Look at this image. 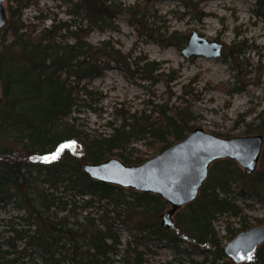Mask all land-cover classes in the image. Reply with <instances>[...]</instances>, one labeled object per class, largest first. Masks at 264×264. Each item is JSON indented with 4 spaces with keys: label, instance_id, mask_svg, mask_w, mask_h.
I'll list each match as a JSON object with an SVG mask.
<instances>
[{
    "label": "trees",
    "instance_id": "trees-1",
    "mask_svg": "<svg viewBox=\"0 0 264 264\" xmlns=\"http://www.w3.org/2000/svg\"><path fill=\"white\" fill-rule=\"evenodd\" d=\"M9 1L15 3L9 7L10 18L4 27L9 39L0 37V78L4 84L0 139L19 148L16 152L0 149V203L22 210L19 217L27 226L10 229L13 235L5 241L8 248L0 249V264H28L23 255L29 256L26 261L34 262L32 254L26 253L32 248L39 251L42 264H142V259L132 258L129 243L120 254L117 230L121 225L158 241L177 244L185 239L213 255L209 263L204 258L192 264H218L227 257L213 222L226 214L237 218L239 230L246 228L247 215L230 195L234 190L264 205V145L259 170L250 174L233 160L214 161L198 196L175 212V228L161 227L158 216L168 204L159 195L94 180L82 164L115 156L137 165L186 137L194 128L190 124L194 116L184 94L175 96L174 101L148 100V106L140 110L114 104L105 132L87 133L76 127L73 114L95 110L92 101L102 98L91 82L112 67L131 77L137 73L139 80L152 85L163 81L168 88L179 77L177 71L166 70L144 55L123 53L112 39L96 44L86 40L94 29L115 27L121 7L114 0H66L70 18H53L42 27L21 20V10L31 3L29 0ZM253 11L264 20V0H257ZM195 15L198 21L205 16L203 12ZM36 17L48 18L41 12ZM147 34L177 47L186 39L166 29L161 34L150 29ZM243 44L239 41L229 46L225 61L237 63ZM233 77L227 91L230 96L249 84L244 73ZM253 119L257 123L254 128L248 123L247 132L264 135V109ZM65 144L70 146L51 159ZM256 219L264 224V216ZM226 230L232 231L229 226ZM15 239L23 240L22 248H17ZM249 259L247 264H264V242ZM229 263L226 260L223 264Z\"/></svg>",
    "mask_w": 264,
    "mask_h": 264
},
{
    "label": "rangeland",
    "instance_id": "rangeland-1",
    "mask_svg": "<svg viewBox=\"0 0 264 264\" xmlns=\"http://www.w3.org/2000/svg\"><path fill=\"white\" fill-rule=\"evenodd\" d=\"M29 1L31 3L21 10V20L25 24L42 27L49 25L53 18L56 20L70 18L66 13L69 8L66 0ZM114 1L121 7V13L113 23L115 27L104 28V31L94 29L86 40L96 44L104 39H112L123 53H130L132 56L144 55L148 59L156 60L166 70H176L179 77L168 88L163 81L152 85L149 81L139 80L137 73L131 77L123 69L112 67L106 70L103 76L92 80L91 87L101 92L102 100L94 98L92 101L94 111L84 109L81 113L73 114L77 117L76 127L87 133L105 132L107 129L104 124L112 118L111 106L114 104L121 103L133 111L148 106V100L157 103L169 99L174 101L175 96L184 94V98L190 102L194 116L190 124L194 127H201L223 137L259 134L247 132V124L251 122V128H254L257 123V120L253 119L254 116L264 109V20L253 11L257 0ZM184 2L191 6L186 7ZM3 3L9 20V7L15 3L9 0H4ZM40 12L47 14L48 18L45 20L37 18ZM133 12L137 14L134 15ZM198 12L205 14L200 21L195 17ZM150 29H154L156 34H161L165 29L167 33L176 31L186 39L192 30H196L208 40L222 42L223 52L218 58L202 56L185 58L180 49L186 39L181 47L167 44L165 41L158 42L148 36ZM0 37L9 39L8 31L1 29ZM239 41L244 43L243 53L239 55L237 63L230 64L225 61L224 53L229 46ZM243 73L249 82L247 87L232 96L228 95L227 91L235 80L233 76H241ZM3 93L4 84L0 78L1 100ZM136 147L142 151L147 150L140 144H136ZM18 148L19 146L0 139L1 150L16 152ZM208 173L210 174L209 170ZM230 195L247 215V226L244 230L256 225L264 226L256 219L264 216V205L257 198L239 195L235 190ZM167 208L169 205L162 209L158 217ZM22 214L23 211L13 204L0 203V249L8 248V242L5 241L13 235L11 228L20 229L27 226L19 217ZM175 218L174 214V222ZM213 225L218 235L222 237V245L243 231L239 230L241 224L237 218L228 217L226 214L217 216ZM226 226L232 231L228 232ZM117 232L121 242L120 254H123L129 243L132 258L142 259V264H192V261L200 262L204 258H207L206 263H209L213 258L211 252H203L185 239L178 241L177 244L166 240L158 241L148 237L145 232L126 225H121ZM13 242L18 249L24 245L20 239ZM26 253L32 254L30 257L35 261L28 262L26 260L29 256L23 255L24 262L42 264L38 250L28 249ZM226 260L230 261L229 264H235L228 257L216 263L223 264ZM132 261L133 259H130V262ZM248 262L250 263V259L239 264Z\"/></svg>",
    "mask_w": 264,
    "mask_h": 264
},
{
    "label": "water",
    "instance_id": "water-1",
    "mask_svg": "<svg viewBox=\"0 0 264 264\" xmlns=\"http://www.w3.org/2000/svg\"><path fill=\"white\" fill-rule=\"evenodd\" d=\"M3 1L0 0V29L8 21ZM223 48L222 42L208 40L192 30L180 53L185 58H218ZM263 145L264 137L261 134L223 137L194 127L186 137L140 164L130 165L118 157H109L100 162L86 161L82 169L94 180L159 195L169 205L160 214L159 223L161 227L173 230V215L198 196L214 161L224 158L233 160L244 173L250 174L258 166ZM263 242L264 226L256 225L227 241L223 251L233 263L239 264L249 259Z\"/></svg>",
    "mask_w": 264,
    "mask_h": 264
},
{
    "label": "snow or ice",
    "instance_id": "snow-or-ice-1",
    "mask_svg": "<svg viewBox=\"0 0 264 264\" xmlns=\"http://www.w3.org/2000/svg\"><path fill=\"white\" fill-rule=\"evenodd\" d=\"M69 146L70 145H68V144L62 145L61 148L57 150V153L52 155L51 159H56L58 154H59V152L62 151L64 148H67ZM44 159H48V158L45 157Z\"/></svg>",
    "mask_w": 264,
    "mask_h": 264
},
{
    "label": "flooded vegetation",
    "instance_id": "flooded-vegetation-1",
    "mask_svg": "<svg viewBox=\"0 0 264 264\" xmlns=\"http://www.w3.org/2000/svg\"><path fill=\"white\" fill-rule=\"evenodd\" d=\"M259 246H260V245H259ZM259 246H258V247H259ZM223 252H224V251H223Z\"/></svg>",
    "mask_w": 264,
    "mask_h": 264
}]
</instances>
